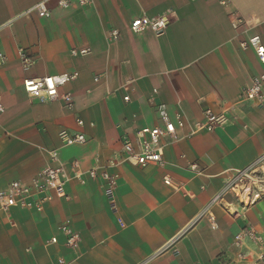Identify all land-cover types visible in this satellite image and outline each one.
<instances>
[{"label":"crops","instance_id":"obj_1","mask_svg":"<svg viewBox=\"0 0 264 264\" xmlns=\"http://www.w3.org/2000/svg\"><path fill=\"white\" fill-rule=\"evenodd\" d=\"M39 1L0 0V49L7 57L0 67V190L30 181L49 164L46 150L60 145L62 129L88 138L61 150L72 177V162L85 172L119 151L123 135L160 124V103L171 115L181 111L186 125L177 128V140L164 139L165 164L114 169L113 202L98 181L72 178L71 199H55L43 212L0 211V264H59L60 258L65 264H216L221 255L234 256L243 227L252 224L264 235V196L245 208L228 193L212 207L214 220L204 210L236 170L264 157V107L240 101L264 74L254 48L242 47L257 34L264 43V0H96L68 9L52 1L50 18L27 14ZM164 13L170 25L162 34L131 31L134 19ZM237 16L246 22L234 28ZM112 29L121 35L110 42ZM20 48L38 58L29 69ZM82 48L90 52L72 54ZM75 71L78 78L62 89L75 97L72 112L60 100L30 98L24 90L26 77ZM207 106L234 107L238 119L193 133ZM166 176L180 188L166 184ZM228 202L239 215L229 213ZM66 222L80 235L75 247L64 244ZM54 236L57 244L50 242Z\"/></svg>","mask_w":264,"mask_h":264},{"label":"built area","instance_id":"obj_2","mask_svg":"<svg viewBox=\"0 0 264 264\" xmlns=\"http://www.w3.org/2000/svg\"><path fill=\"white\" fill-rule=\"evenodd\" d=\"M56 1L63 8L68 9L73 3L79 5H93L96 0H41L32 5L27 14L36 13L43 18L52 16L50 3ZM229 0H223V4H227ZM246 20L237 16L233 21V27L238 28L244 24ZM170 25V17L168 14H161L155 17L140 16L133 20L130 29L133 33H142L152 31L155 34H162ZM2 26L0 25V29ZM120 31L117 29L109 30L107 40L113 42L120 37ZM243 48L253 47L259 60L264 64V43L260 35H254L248 41L242 43ZM90 52L88 48L73 49L72 54L87 55ZM20 58L26 69L31 68L37 63V56L24 48L19 49ZM7 57L0 49V67L6 63ZM78 72L62 73L54 75H45L40 77H26L23 81V87L30 98H38L43 101L60 100L68 111H74L76 101L71 92H63L62 89L77 79ZM125 101H130V96H124ZM241 102H251L257 107H264V74L255 76L251 83L247 85L241 94ZM5 111L3 105V96L0 91V115ZM157 112L160 124L155 126L145 125L141 127L134 136L125 134L121 137V149L115 152L111 158L105 163H97L85 172L78 170L79 163L74 161L71 163L73 176L67 173V165L61 160V150L73 145H83L87 143L88 138L83 132H71L68 129H62L59 132L60 145L53 149H47L46 153L50 163L42 168L35 177L30 181L23 182L20 180L12 181L8 186L0 190V211L8 214L12 209H22L34 212H43L47 203L55 199H71L68 193V183L72 178L78 179L81 183H85L87 178L98 181L103 188L108 199L113 202V188L119 177L114 171L123 163H130L134 166L145 167L151 163L165 164L163 157V149L165 147L164 139L168 136L172 140H177V128H184L186 118L181 111H177L174 115L169 113L166 104L157 105ZM234 107L223 109H214L207 106L203 109L204 120L194 125L193 133L200 130L213 131L217 128L226 127L238 119ZM80 126L85 124L81 118L77 119ZM196 169V165L192 166ZM228 187L217 193L205 207V211L214 220L211 209L218 204L226 194H232L234 199L243 207L247 208L255 204L264 196V157H259L254 163L244 169L235 171ZM166 184L174 188H180L174 184L168 176L164 178ZM247 196L248 201L244 198ZM114 205V204H113ZM231 215H239L232 209L231 203H225ZM65 234V246L75 247L80 241V235L68 222L62 228ZM51 243L57 244L59 238L54 236L50 240ZM233 245L235 254L233 257L221 255L217 258L216 264H241L244 260H250L254 263L264 261V235L259 233L255 226L249 224L243 227L234 237ZM59 264H65L63 258L59 259Z\"/></svg>","mask_w":264,"mask_h":264},{"label":"bare ground","instance_id":"obj_3","mask_svg":"<svg viewBox=\"0 0 264 264\" xmlns=\"http://www.w3.org/2000/svg\"><path fill=\"white\" fill-rule=\"evenodd\" d=\"M244 200L247 202L248 201V199H247V196L244 198ZM235 210V209H234Z\"/></svg>","mask_w":264,"mask_h":264},{"label":"rangeland","instance_id":"obj_4","mask_svg":"<svg viewBox=\"0 0 264 264\" xmlns=\"http://www.w3.org/2000/svg\"><path fill=\"white\" fill-rule=\"evenodd\" d=\"M12 26V25H11Z\"/></svg>","mask_w":264,"mask_h":264}]
</instances>
